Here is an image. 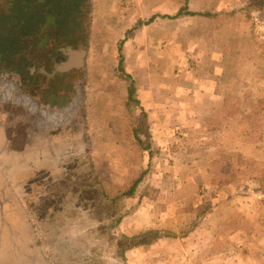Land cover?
Here are the masks:
<instances>
[{
  "label": "rangeland",
  "instance_id": "rangeland-1",
  "mask_svg": "<svg viewBox=\"0 0 264 264\" xmlns=\"http://www.w3.org/2000/svg\"><path fill=\"white\" fill-rule=\"evenodd\" d=\"M43 1L46 2L0 0V16L7 15L5 19L0 20V78L4 79L11 72V58L17 61L15 53L19 48L31 47V32L40 31L39 26H45L47 23V12L44 21L32 19L30 14L34 7L41 8ZM57 1L61 3L63 14V20L60 21L63 24L61 32L67 33L73 29L74 20L71 23L67 21L75 3L81 6L83 21L86 19L84 11L87 10L88 14V1L84 7L81 0ZM255 1L261 5L255 4L248 9L242 6L231 7L238 8L231 17L221 11L220 14L213 13L221 18H208L211 21L205 26H208L207 34L204 35L203 41L199 42L200 51L196 56L203 58L200 56L201 49L211 46L213 55L208 57L216 55L213 61L219 62L221 68L200 69L197 67L199 60L192 54H178L183 69L179 76L185 75V80H193L198 76L219 79L224 86L225 97L219 102H214L213 107L207 103L203 105L201 123L195 124L189 138L183 143L174 142L176 147L170 145L172 156L175 158L170 162H167L165 157L161 158L152 171L143 166L145 154H142L136 144L131 145L133 150L129 148V156L124 150L127 149L125 147L115 154L113 159L96 156L97 161L102 164L109 162V166L100 165V172L91 169L89 162L93 158L85 161L80 168L75 160L72 162V159H77L76 156L89 151L86 147L89 146L90 138L92 147L97 145L102 134L98 127L105 119L96 118L95 100L106 95L104 88L111 80L117 78L115 72L118 55L113 52L115 46H119L117 38L97 40L98 47L107 53L97 54L96 47L91 56L88 51L85 57V67L81 69L85 82L84 104L77 127L80 133H77L75 138L68 139L79 143L76 144L74 157L69 158L70 148L63 151H67V159L62 168L63 172H58V182L54 183L65 193L63 195L69 198L63 202L64 207L61 208L55 225H46L51 235H61L60 243H44L43 240L50 244V239L45 236L46 227L38 230L37 225H25L28 223L27 219L35 214L25 209V203L33 199V207L41 209L42 190L39 182L33 184L34 188L33 185L26 188V182L14 181V167L8 160H3L2 164L0 163V210H3L0 211V214L3 213V216H0V225L3 226L0 232L1 242L5 246L0 252V264H36L26 260L27 256L32 260L33 251L36 253L35 259L39 260L37 264H52L43 250L44 246H55L62 250L63 255L53 264H85L86 257L90 258L88 260L91 264H126L124 259H119L118 241H112L106 228L113 222L119 225L137 206H144L146 210L145 216H141L139 220L146 230L127 236L129 238L142 235L144 240L148 241L159 234H168L176 236L171 240H185L198 233L197 238L204 241L201 247L203 254L198 262L193 261L195 264H264V193L261 192L264 187V0ZM55 27L56 22L54 28L50 26L52 30H55ZM181 29L184 27L179 26V30ZM38 37L42 39L41 34H38ZM82 38L86 41L85 36ZM59 39L62 42L67 41L66 36ZM35 43L34 46L39 44L40 40ZM117 75L121 77L120 71ZM2 83L5 81H0V84ZM119 87V92L115 90L117 95L127 94L120 82ZM189 98H193L192 94H189ZM5 109L7 110V107L4 106L0 111L5 113ZM10 124L8 115L0 116V125L8 127ZM25 125L20 119L19 126ZM134 125H138V120L134 121ZM6 131L7 129L4 132ZM0 132V154L10 156L12 153L14 156L17 153L18 159L12 160L13 163L25 164V151L7 150L4 141L8 140H5L1 126ZM123 145L125 146L124 143ZM70 147H74V144ZM94 152L98 155L106 153L96 149ZM125 160L131 163L129 183L120 186L117 185L120 183L113 182L110 176L111 163ZM19 167L15 166V169ZM80 169L82 170L77 172ZM22 173H25V169ZM78 173L84 177L82 181L90 182L86 185L79 183L74 175ZM121 174L126 176L125 171ZM175 177L176 183L173 182ZM134 183L137 184L138 190L141 188L143 197L137 201H120L117 206V209H120L118 216L113 220L109 219L108 224H105L107 212L109 211L110 217V212L114 213L115 207L103 195L115 198L121 193V188L127 190ZM175 186L178 192H175ZM27 189L34 193V198L25 196ZM73 197L77 200L76 207L72 206ZM99 203L102 204L99 206ZM41 216L46 218L48 215ZM192 221L195 225H190ZM157 225H167L168 229L156 230ZM179 225L182 227L177 230ZM79 226L82 227L80 233ZM173 226H177V229L169 230ZM190 226L197 228L187 238L183 237ZM73 237L76 240H72ZM17 240H27L31 246L29 248V244H25V248V245H20V258L15 260L11 256L9 246ZM196 243L194 240V244ZM206 257L208 261L203 262ZM35 259L32 261L35 262Z\"/></svg>",
  "mask_w": 264,
  "mask_h": 264
},
{
  "label": "crops",
  "instance_id": "crops-1",
  "mask_svg": "<svg viewBox=\"0 0 264 264\" xmlns=\"http://www.w3.org/2000/svg\"><path fill=\"white\" fill-rule=\"evenodd\" d=\"M184 2L185 0H89V55L91 56L96 47L97 54L106 52L98 47L96 43L98 39L117 38L119 46H115L113 52L118 55L117 73L115 72L118 79L111 80L110 85L104 88L106 95L95 100L96 118L105 119L98 127L102 130V134L95 147H92L90 138L89 146L86 147L89 151L76 156L77 159H72V162L75 160L74 162L78 163L79 168L85 164V161L93 158L89 165L93 171L100 172V165L109 166V162L103 164L98 162V156L113 159L115 154L124 147L127 148L124 150L129 156V148L133 150L131 145L136 144L142 154H145L143 166L152 171L161 158L165 157L167 162L175 158L172 156L170 145L176 147L173 145L174 142L183 143L186 138H189L195 124L201 123L204 114H201L203 105L207 103L213 107L214 102L224 99V86L219 79L198 76L193 80H185V75L180 74L179 76V72L183 70L178 57L180 53L192 54L199 60L197 67L200 69L221 68L219 62L214 63L213 61L216 55L208 57L213 55L211 46L201 49L200 56L204 59L196 56L200 51L199 42L203 41L204 35L207 34L208 26H205L207 23L210 24L211 20L205 17H189L178 21L174 18ZM255 4L261 5L255 0H188V11L202 14H213L214 12L220 14L224 11L230 14L238 9L231 7L249 8ZM84 12L86 14V11ZM179 26H183L184 29L179 30ZM110 54L113 53L110 52ZM118 71L121 77L117 75ZM119 82L127 94L119 96L115 93V90L120 91ZM189 94H192L193 98H189ZM4 115L6 112L0 111V116ZM137 120L138 125L135 126L134 121ZM78 122L73 126L63 127L38 126L29 121L25 126L0 125L3 128L5 140H8L4 141L6 149L9 151L24 150L27 159L25 164L13 163L12 160L18 159L17 153L14 156L12 153L10 156L0 154V163L8 160L14 167L12 169L14 181L26 182V188L39 182L42 190L41 209L33 207V199L25 203L26 210L35 212L34 217L28 218V223L25 225L33 224L38 226V230L43 229L48 225L47 223L55 225L58 215L61 214L60 210L64 207L63 202L68 196L63 195L65 193L54 183L58 182V172L59 170L63 172L62 168L67 159V151L66 153L63 151L70 148L68 149L71 152L69 158L75 156L73 153L77 150L76 144L79 142L76 140L71 142L68 139L75 138V135L80 133L77 128ZM195 128L197 129L198 125ZM5 129H7L6 132H4ZM86 134H88L87 131ZM71 144H74V147L71 148ZM94 149L104 150L106 153L98 155ZM15 166L20 167L15 169ZM130 166L131 163L128 160L112 162L110 176L113 182L120 183L117 184L120 186L128 184ZM23 169L25 173H22ZM124 171L125 177L121 174ZM74 175L79 183L83 182L84 177L80 173ZM150 177L151 174L148 179ZM173 182H177V177L173 179ZM140 190L141 188L137 198L131 201H137L143 197ZM174 190L178 192L176 186ZM25 196L34 198V193L27 189ZM72 203L73 207L77 206L75 197ZM145 211L144 206H137L116 227L118 234L133 236L145 231L146 228L139 221L141 216H145ZM46 214L48 215L46 218L41 216ZM50 216L52 217L49 219ZM181 227L179 225L177 229V226H173L169 230H179ZM2 228L3 226L0 225V231ZM81 228L79 226V233ZM156 228V230H166L168 226L157 225ZM45 230V236L50 239V244L43 240L42 236L44 243L47 245L60 243L61 235H51L47 227ZM197 234L185 240H171L159 234L152 245L127 252V264H195L199 261L198 259H202L201 247L204 242L197 238ZM72 240L76 238L73 237ZM25 243L29 244L27 240ZM17 244L12 243L9 246L11 256L15 260L17 259L15 254ZM3 246L5 245L1 242L0 232V252ZM43 250L52 264L63 255L62 250L55 246L50 248L44 246ZM33 254L36 253L33 251ZM207 257L203 262L208 261ZM88 259L90 258L86 257L85 264H91ZM193 261L196 262L193 263Z\"/></svg>",
  "mask_w": 264,
  "mask_h": 264
},
{
  "label": "flooded vegetation",
  "instance_id": "flooded-vegetation-1",
  "mask_svg": "<svg viewBox=\"0 0 264 264\" xmlns=\"http://www.w3.org/2000/svg\"><path fill=\"white\" fill-rule=\"evenodd\" d=\"M81 1L83 7L87 6V1L89 5V0ZM60 4L56 0H46L42 9L34 7L30 11L32 19L38 18L39 21L45 20L47 12V23L39 26L40 31L31 32V47L19 48L15 53L17 61L11 58V72L4 79L0 78V81H5L0 84V107H7L6 115L11 118L10 125L15 127L20 119L26 124L29 121L38 126L63 127L75 125L80 118L84 90L81 69L85 67L89 45L88 14L86 10L83 21L81 6L75 3L67 21L71 23L74 20L73 29L63 33ZM4 17L0 16V20ZM55 22V30H52ZM38 34L42 35L43 41ZM61 36H66L67 41L62 42L59 39ZM82 36L86 37V41ZM36 40L40 43L34 46ZM72 64L78 67L70 78L68 74Z\"/></svg>",
  "mask_w": 264,
  "mask_h": 264
},
{
  "label": "trees",
  "instance_id": "trees-1",
  "mask_svg": "<svg viewBox=\"0 0 264 264\" xmlns=\"http://www.w3.org/2000/svg\"><path fill=\"white\" fill-rule=\"evenodd\" d=\"M248 9V8H246ZM189 8H188V0H185V2L183 3V6L181 7V10L179 11V13L174 17L176 19H182V18H186V17H205V18H209V19H215L217 17H219V15H213L211 13H191L188 11ZM235 15V13H230L229 15L227 14V16L231 17ZM144 175V174H142ZM144 179V178H143ZM90 180H84L83 183H85V185L87 183H89ZM121 193H118V195L115 196V198H108V196L106 194L103 195L104 198L106 199H109V202L112 206L115 207V210H113L114 213L110 212V217H108V213L109 211L107 212V216L105 217L106 218V222L105 224H108L109 222V219L113 220L114 218H116L120 212V209H117V206L120 204V201L122 200H126L128 201L129 199L130 200H135L138 196V187H137V184L134 183L133 185L129 186L127 190H123V188H121ZM261 192L264 193V187L261 189ZM102 203H99V206L101 205ZM108 206V209H109V205ZM0 211H3V210H0ZM24 211V210H23ZM0 216H3V213L0 214ZM52 216L49 217V219L51 218ZM2 219V218H1ZM31 222V221H29ZM50 222V221H49ZM121 223V222H120ZM48 225H50L51 223H47ZM190 225H195L193 223V221L191 222ZM196 225H199V224H196ZM117 222L113 224L111 223L107 228H106V232L110 234V237L112 239L113 242H117V245L119 247L118 249V255H120V258L119 259H124L125 260V263L127 264V260H126V254L127 252L133 250V249H136V248H142V247H145V246H150L153 244L154 240L157 238V236H154V237H151L150 240L148 241H145L144 240V237L142 235H136V237L134 238H129L127 236H124L123 234L122 235H119L117 230H116V227H117ZM197 226H190L189 228V231L188 232H184L183 234V237L187 238L191 232L196 229ZM167 239H174L176 238V236L174 235H165L163 236ZM17 250H15V254L17 256V259H19V246L20 245H25V241H21V242H18L17 240ZM29 248H30V244L28 245ZM23 247V246H22ZM21 247V250H23ZM25 248H26V245H25ZM35 259V256L33 254L32 256V260ZM27 261H29L30 263H38L39 260L36 258L35 259V262L30 260L29 257L27 256Z\"/></svg>",
  "mask_w": 264,
  "mask_h": 264
},
{
  "label": "water",
  "instance_id": "water-1",
  "mask_svg": "<svg viewBox=\"0 0 264 264\" xmlns=\"http://www.w3.org/2000/svg\"><path fill=\"white\" fill-rule=\"evenodd\" d=\"M77 67H78V65H76V64L71 65V68L69 69L68 77H70V78L73 77L74 71L76 70ZM81 84H82V86L84 84V80L82 79V75H81Z\"/></svg>",
  "mask_w": 264,
  "mask_h": 264
}]
</instances>
